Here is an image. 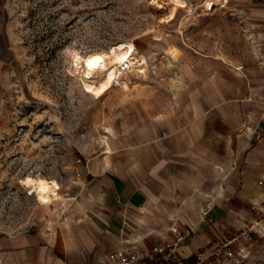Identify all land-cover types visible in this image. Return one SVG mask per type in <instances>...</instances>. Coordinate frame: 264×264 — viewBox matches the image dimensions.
Returning a JSON list of instances; mask_svg holds the SVG:
<instances>
[{
	"label": "rangeland",
	"instance_id": "374dc122",
	"mask_svg": "<svg viewBox=\"0 0 264 264\" xmlns=\"http://www.w3.org/2000/svg\"><path fill=\"white\" fill-rule=\"evenodd\" d=\"M183 1L0 0L1 234L66 222L81 208L82 159L108 146L131 155L140 137L131 128L150 124L157 110L148 109L176 108L190 123L193 92L198 110L203 90L214 94L229 77L222 66L262 64L264 0ZM125 40L146 56V70L126 73L127 90L86 92L73 51L85 56ZM197 147L205 148H189ZM28 176L56 179L60 198L42 205L22 182ZM247 246L243 262L227 264H264V235Z\"/></svg>",
	"mask_w": 264,
	"mask_h": 264
},
{
	"label": "crops",
	"instance_id": "0c3cea01",
	"mask_svg": "<svg viewBox=\"0 0 264 264\" xmlns=\"http://www.w3.org/2000/svg\"><path fill=\"white\" fill-rule=\"evenodd\" d=\"M260 60L243 71L222 66L229 77L214 94L203 90L198 110L192 91L190 123L176 108L148 109L157 110L150 124L131 128L140 133L131 155L82 159L80 210L50 228L0 233V264H114L109 255L126 239L148 249L173 237L174 222L193 232L180 246L191 262L199 249L257 221L264 212V54ZM195 144L205 148H189Z\"/></svg>",
	"mask_w": 264,
	"mask_h": 264
},
{
	"label": "built area",
	"instance_id": "2783aa9c",
	"mask_svg": "<svg viewBox=\"0 0 264 264\" xmlns=\"http://www.w3.org/2000/svg\"><path fill=\"white\" fill-rule=\"evenodd\" d=\"M243 69V64L236 67V71ZM132 70L133 64L128 61L119 67L121 73ZM257 137L259 138L260 135L257 134ZM254 209L258 210L256 205ZM203 213L206 215V212ZM170 232L173 235L172 238L155 241L148 249L126 239L127 246L116 249L109 258L114 264H147L148 260L154 261L155 264H227L228 261L241 263L249 255L250 248L247 244L254 240V235H264V212L257 221L247 224L227 240L215 243L209 250L201 248L196 251L194 260L191 262L183 255L180 248L192 236L191 229L174 222L170 226Z\"/></svg>",
	"mask_w": 264,
	"mask_h": 264
},
{
	"label": "bare ground",
	"instance_id": "6f19581e",
	"mask_svg": "<svg viewBox=\"0 0 264 264\" xmlns=\"http://www.w3.org/2000/svg\"><path fill=\"white\" fill-rule=\"evenodd\" d=\"M172 2L174 6L185 7L183 0H172ZM206 5L211 8L213 3L207 2ZM126 61L132 63L133 70H137L138 73L144 72L149 64L146 56L131 40L118 41L107 50L94 51L85 56L75 50L71 56L73 67L82 77L86 92L95 97L105 95L115 84L125 90L130 88V83L125 78L127 72H119L120 65ZM111 151L110 146L105 150L106 153ZM22 182L31 193L37 194L42 205L50 206L54 200L60 198L61 185L56 179L28 176Z\"/></svg>",
	"mask_w": 264,
	"mask_h": 264
}]
</instances>
